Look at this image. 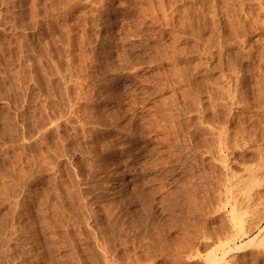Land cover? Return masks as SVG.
<instances>
[{
    "label": "rangeland",
    "instance_id": "1",
    "mask_svg": "<svg viewBox=\"0 0 264 264\" xmlns=\"http://www.w3.org/2000/svg\"><path fill=\"white\" fill-rule=\"evenodd\" d=\"M0 1V264H264V0Z\"/></svg>",
    "mask_w": 264,
    "mask_h": 264
},
{
    "label": "bare ground",
    "instance_id": "2",
    "mask_svg": "<svg viewBox=\"0 0 264 264\" xmlns=\"http://www.w3.org/2000/svg\"><path fill=\"white\" fill-rule=\"evenodd\" d=\"M36 1V0H35ZM79 1V0H78ZM81 2H82V0H80ZM107 1V0H106ZM162 1V0H161ZM182 1V0H181ZM2 2H3V0H2ZM15 2V1H14ZM37 2H39V1H37ZM85 2V1H84ZM92 2V1H91ZM156 2V1H155ZM197 2V1H196ZM236 2V1H235ZM0 3H1V1H0ZM33 3V2H32ZM147 3V2H146ZM160 3V2H159ZM174 3V2H173ZM214 3V2H213ZM212 3V4H213ZM239 3V2H238ZM245 3V2H244ZM45 4V3H44ZM93 4H95V3H93ZM92 4V5H93ZM103 4V3H102ZM101 4V5H102ZM163 4V3H162ZM4 5V4H3ZM111 5V4H110ZM122 5V4H121ZM251 5V4H250ZM35 6V5H34ZM45 6V5H44ZM107 6V5H106ZM215 6V5H214ZM213 6V7H214ZM229 6V5H228ZM6 7V6H5ZM8 7V6H7ZM38 7V6H37ZM41 7V6H40ZM75 7V6H74ZM89 7H90V5H89ZM108 7V6H107ZM217 7V6H216ZM46 8V7H45ZM72 8V7H71ZM70 8V9H71ZM122 8V7H121ZM231 8V7H230ZM251 8V7H250ZM261 8V7H260ZM51 9V8H50ZM144 9V8H143ZM166 9H168V8H166ZM213 9V8H212ZM227 9V8H226ZM225 9V10H226ZM264 9V8H263ZM29 10V9H28ZM33 10V9H32ZM41 10V9H40ZM55 10H56V8H55ZM75 10V9H74ZM145 10V9H144ZM156 10V9H155ZM224 10V9H223ZM260 10V9H259ZM262 10V9H261ZM10 11V10H9ZM98 11V10H97ZM150 11V10H149ZM251 11V10H250ZM264 11V10H263ZM46 12H47V10H46ZM54 12V11H53ZM90 12V11H89ZM151 12V11H150ZM200 12H202V11H200ZM214 12V11H213ZM246 12V11H245ZM179 13V12H178ZM187 13V12H186ZM232 13V12H231ZM263 13V12H262ZM2 14V13H1ZM20 14H21V12H20ZM38 14V13H37ZM58 14V13H57ZM80 14V13H79ZM157 14V13H156ZM155 14V15H156ZM161 14V13H160ZM177 14V13H176ZM213 14V13H212ZM211 14V15H212ZM17 15V14H16ZM34 15V14H33ZM61 15V14H60ZM93 15V14H92ZM107 15V14H106ZM205 15V14H204ZM203 15V16H204ZM210 15V14H209ZM18 16V15H17ZM58 16V15H57ZM191 16V15H190ZM201 16V15H200ZM199 16V17H200ZM249 16V15H248ZM4 17V16H3ZM21 17V16H20ZM25 17H26V15H25ZM33 17V16H32ZM41 17V16H40ZM61 17V16H60ZM86 17V16H85ZM135 17V16H134ZM189 17V16H188ZM192 17V16H191ZM205 17V16H204ZM213 17V16H212ZM39 18V17H38ZM170 18V17H169ZM228 18V17H227ZM246 18H247V16H246ZM34 19V18H33ZM66 19V18H65ZM80 19V18H79ZM176 19V18H175ZM183 19V18H182ZM208 19V18H207ZM214 19H216L215 17H214ZM213 19V20H214ZM231 19V18H230ZM1 20V19H0ZM170 20V19H169ZM227 20V19H226ZM31 21V20H30ZM37 21V20H36ZM49 21V20H48ZM107 21V20H106ZM173 21V20H172ZM171 21V22H172ZM179 21H180V19H179ZM198 21V20H197ZM204 21V20H203ZM218 21V20H217ZM249 21V20H248ZM247 21V22H248ZM256 21H258V20H256ZM7 22V21H6ZM32 22V21H31ZM35 22V21H34ZM108 22V21H107ZM177 22V21H176ZM196 22V21H195ZM202 22V21H201ZM211 22V21H210ZM229 22V21H228ZM231 22V21H230ZM245 22H246V20H245ZM30 23V22H29ZM179 23V22H178ZM190 23V22H189ZM192 23V22H191ZM34 24V23H33ZM77 24V23H76ZM83 24V23H82ZM174 24V23H173ZM203 24V23H202ZM214 24V23H213ZM6 25V24H5ZM56 25V24H55ZM54 25V26H55ZM94 25V24H93ZM99 25V24H98ZM123 25V24H122ZM172 25V24H171ZM218 25V24H217ZM240 25V24H239ZM53 26V25H52ZM86 26V25H85ZM90 26V25H89ZM88 26V27H89ZM132 26V25H131ZM182 26V25H181ZM189 26V25H188ZM225 26V25H224ZM253 26V25H252ZM76 27V26H75ZM96 27V26H95ZM171 27V26H170ZM191 27H193V26H191ZM209 27V26H208ZM221 27V26H220ZM27 28V27H26ZM29 28V27H28ZM129 28V27H128ZM184 28V27H183ZM42 29V28H41ZM120 29V28H119ZM205 29V28H204ZM228 29V28H227ZM59 30V29H58ZM91 30V29H90ZM169 30V29H168ZM185 30V29H184ZM210 30H211V28H210ZM54 31H56V30H54ZM67 31V30H66ZM65 31V32H66ZM205 31V30H204ZM237 31V30H236ZM44 32V31H43ZM93 32H94V30H93ZM131 32V31H130ZM238 32V31H237ZM57 33V32H56ZM62 33V32H61ZM94 33H96V32H94ZM172 33H173V31H172ZM194 33V32H193ZM196 33V32H195ZM43 34V33H42ZM91 34V33H90ZM239 34V33H238ZM243 34V33H242ZM55 35V34H54ZM68 35V34H67ZM85 35V34H84ZM175 35V34H174ZM236 35V34H235ZM45 36V35H44ZM43 36V37H44ZM89 36V35H88ZM173 36V35H172ZM243 36V35H242ZM49 37V36H48ZM57 37V36H56ZM73 37V36H72ZM75 37V36H74ZM77 37V36H76ZM58 38V37H57ZM60 38V37H59ZM78 38V37H77ZM209 38V37H208ZM69 39V38H68ZM100 39H101V37H100ZM211 39H213V38H211ZM210 39V40H211ZM21 40V39H20ZM24 40V39H23ZM34 40V39H33ZM234 40V39H233ZM1 42V41H0ZM29 42V41H28ZM53 42V41H52ZM63 42H65V41H63ZM101 42V41H100ZM111 42V41H110ZM24 43V42H23ZM45 43V42H44ZM204 43H205V41H204ZM233 43V42H232ZM19 44V43H18ZM29 44V43H28ZM62 44V43H61ZM68 44V43H67ZM74 44V43H73ZM92 44H94V43H92ZM198 44V43H197ZM21 45V44H20ZM27 45V44H26ZM47 45V44H46ZM56 45V44H55ZM58 45V44H57ZM64 45V44H63ZM229 45V44H228ZM42 46V45H41ZM62 46V45H61ZM118 46V45H117ZM209 46V45H208ZM15 47V46H14ZM26 47V46H25ZM63 47V46H62ZM89 47V46H88ZM218 47H219V45H218ZM222 47V46H221ZM23 48V47H22ZM28 48V47H27ZM60 48V47H59ZM72 48H74V47H72ZM86 48V47H85ZM103 48V47H102ZM217 48V47H216ZM42 49V48H41ZM40 49V50H41ZM51 49V48H50ZM178 49V48H177ZM212 49V48H211ZM219 48H217V50H218ZM30 50V49H29ZM35 50V49H34ZM176 50V49H175ZM31 51H32V49H31ZM67 51H69V50H67ZM108 51V50H107ZM161 51V50H160ZM26 52H27V50H26ZM37 52V51H36ZM33 53V52H32ZM49 53V52H48ZM70 53V52H69ZM178 53V52H177ZM51 54H53V53H51ZM183 54V53H182ZM14 55V54H13ZM24 55V54H23ZM46 55V54H45ZM48 55V54H47ZM69 55V54H68ZM204 55V54H203ZM17 56V55H16ZM60 56V55H59ZM49 57V56H48ZM179 57V56H178ZM23 58V57H22ZM52 58V57H51ZM105 58V57H104ZM171 58V57H170ZM62 59V58H61ZM164 59H165V57H164ZM8 60V59H7ZM10 60V59H9ZM17 60V59H16ZM40 60V59H39ZM51 60V59H50ZM60 60V59H59ZM6 61V60H5ZM58 61V60H57ZM20 62V61H19ZM24 62V61H23ZM10 63V62H9ZM121 63V62H120ZM124 63V62H123ZM201 63V62H200ZM171 64V63H170ZM197 64V63H196ZM8 65V64H7ZM32 66V65H31ZM183 66V65H182ZM59 67V66H58ZM182 68V67H181ZM30 69V68H29ZM180 69V68H179ZM183 69V68H182ZM58 70V69H57ZM172 70V69H171ZM185 70V69H184ZM54 71V70H53ZM174 71V70H173ZM183 71V70H182ZM10 72V71H9ZM178 72V71H177ZM180 72V71H179ZM22 73V72H21ZM54 73V72H53ZM182 73V72H181ZM167 74V73H166ZM168 74H170V73H168ZM262 75H263V73H261ZM53 75V74H52ZM64 76V75H63ZM6 77V76H5ZM5 79V78H4ZM12 79V78H11ZM261 79V78H260ZM264 79V78H263ZM6 80V79H5ZM13 80V79H12ZM31 80H32V78H31ZM14 85V84H13ZM20 85V84H19ZM233 85V84H232ZM15 86V85H14ZM222 86V85H221ZM229 86V85H228ZM227 86V87H228ZM12 87V86H11ZM22 87V86H21ZM82 88V87H81ZM214 88V87H213ZM23 89H24V87H23ZM226 89V88H225ZM225 89H223V90H225ZM229 89V88H228ZM212 90V89H211ZM210 90V92H212ZM15 91V90H14ZM227 91V90H226ZM230 91V90H229ZM83 92V91H82ZM199 92V91H198ZM233 92V91H232ZM229 93V92H228ZM227 93V94H228ZM203 94V93H202ZM232 94V93H231ZM70 95V94H69ZM206 95H208V94H206ZM217 95V94H216ZM215 95V96H216ZM230 95V94H229ZM54 97V96H53ZM27 98V97H26ZM222 99V98H221ZM54 100V99H53ZM70 100V99H69ZM67 103H68V101H67ZM229 103V102H228ZM248 103H249V101H248ZM247 103V104H248ZM255 103H256V101H255ZM213 106V105H212ZM227 106V105H226ZM257 106V105H256ZM255 106V107H256ZM223 107V106H222ZM230 107V106H229ZM254 107V108H255ZM2 108V107H1ZM7 108V107H6ZM224 108V107H223ZM257 108V107H256ZM258 108H260V107H258ZM46 109V108H45ZM212 109H214V108H212ZM228 109H230V108H228ZM252 109V108H251ZM53 110V109H52ZM59 114V113H58ZM229 114V113H228ZM65 115V114H64ZM225 115V114H224ZM61 116V115H60ZM217 116V115H216ZM222 116V115H221ZM228 116V115H227ZM226 116V117H227ZM27 117V116H26ZM215 117V116H214ZM255 118V117H254ZM20 119V118H19ZM214 119V118H213ZM260 119V118H259ZM38 120V119H37ZM61 120V119H60ZM225 120V119H224ZM232 120V119H231ZM254 121V120H253ZM22 123V122H21ZM216 123V122H215ZM264 123V122H263ZM57 125V124H56ZM55 125V126H56ZM82 125V124H81ZM255 125V124H254ZM260 125V124H259ZM84 126V125H83ZM156 126V125H155ZM182 126H183V124H182ZM222 126V125H221ZM229 126V125H228ZM261 126V125H260ZM256 127V126H255ZM262 127V126H261ZM264 127V126H263ZM180 128V127H179ZM190 128V127H189ZM220 128H222V127H220ZM250 128V127H249ZM260 128V127H259ZM183 129V128H182ZM219 129V128H218ZM39 130V129H38ZM204 130V129H203ZM223 130V129H222ZM256 130V129H255ZM260 130V129H259ZM264 130V129H263ZM29 131V130H28ZM37 131V130H36ZM45 131V130H44ZM149 131V130H148ZM167 131V130H166ZM170 131V130H169ZM211 131H212V129H211ZM243 131V130H242ZM246 131V130H245ZM253 131V130H252ZM251 131V132H252ZM161 132H162V130H161ZM215 132V131H214ZM213 132V133H214ZM257 132V131H256ZM263 132V131H262ZM25 133V132H24ZM157 133V132H156ZM188 133V132H187ZM226 133H227V131H226ZM248 133V132H247ZM261 133V132H260ZM195 134V133H194ZM218 134H219V132H218ZM166 135H168V134H166ZM242 135V134H241ZM251 135V134H250ZM254 135V134H253ZM214 136V135H213ZM227 136V135H226ZM248 136V135H247ZM262 136V135H261ZM264 136V135H263ZM192 137V136H191ZM215 137V136H214ZM167 138V137H166ZM229 138V137H228ZM248 138V137H247ZM252 138V137H251ZM262 138V137H261ZM31 139V138H30ZM169 139V138H168ZM226 139V138H225ZM256 139V138H255ZM264 139V138H263ZM36 140V139H35ZM147 140V139H146ZM218 140V139H217ZM216 140V141H217ZM228 140H230V139H228ZM231 140H232V138H231ZM205 141H206V139H205ZM210 142H212V140H209ZM215 141V142H216ZM236 141V140H235ZM240 141V140H239ZM252 141V140H251ZM264 141V140H263ZM233 142V141H232ZM238 142V141H237ZM249 142H250V140H249ZM248 142V143H249ZM259 142V141H258ZM27 143V142H26ZM252 143V142H251ZM250 143V144H251ZM260 143V142H259ZM36 144V143H35ZM225 144V143H224ZM232 144V143H231ZM32 145V144H31ZM41 145V144H40ZM263 145H264V143H263ZM228 146H230V145H228ZM234 146H237V145H234ZM239 146V145H238ZM246 146V145H245ZM260 146V145H259ZM259 146H257V147H259ZM46 147V146H45ZM201 147V146H200ZM223 147V146H222ZM231 147V146H230ZM243 147V146H242ZM213 148V147H212ZM252 148V147H251ZM24 149V148H23ZM31 149V148H30ZM219 149V148H218ZM239 149V148H238ZM259 149V148H258ZM46 150V149H45ZM207 150V149H206ZM213 150V149H212ZM229 150V149H228ZM30 151V150H29ZM54 151V150H53ZM211 151V150H210ZM232 151V150H231ZM264 151V150H263ZM262 151V152H263ZM3 152V151H2ZM22 152V151H21ZM20 151H19V153H21ZM27 152V151H26ZM56 152V151H55ZM261 152V153H262ZM18 153V154H19ZM158 153V152H157ZM221 153V152H220ZM43 154V153H42ZM45 154H46V152H45ZM51 154V153H50ZM56 155V154H55ZM58 155V154H57ZM33 156V155H32ZM63 156V155H62ZM169 156V155H168ZM204 156V155H203ZM215 156V155H214ZM57 157H59V156H57ZM202 157V156H201ZM230 157V156H229ZM159 158V157H158ZM219 158H221V157H219ZM12 159V158H11ZM38 159V158H37ZM60 159V158H59ZM43 160V159H42ZM222 160V159H221ZM31 161V160H30ZM50 161V160H49ZM203 161V160H202ZM210 161H211V159H210ZM220 161V160H219ZM22 162V161H21ZM32 162V161H31ZM209 162V161H208ZM263 162V161H262ZM42 164V163H41ZM259 164H261L260 162H259ZM259 164H258V167L261 169V167L263 166L262 164H261V166H259ZM264 164V163H263ZM36 165H38V164H36ZM183 165V164H182ZM198 165V164H197ZM179 166V165H178ZM46 167H48V166H46ZM198 167V166H197ZM264 168V167H263ZM67 169V168H66ZM204 169V168H203ZM63 170V169H62ZM38 171V170H37ZM49 171V170H48ZM44 172V171H43ZM261 172V171H260ZM263 172V171H262ZM51 174V173H50ZM118 174V173H117ZM236 174V173H235ZM256 174V173H255ZM260 174V173H259ZM61 175V174H60ZM233 175V174H232ZM68 176V175H67ZM249 176V175H248ZM262 176V175H261ZM201 178V177H200ZM250 178V177H249ZM263 178V177H262ZM65 179V178H64ZM70 179V178H69ZM238 179V178H237ZM264 179V178H263ZM17 180V179H16ZM58 180V179H57ZM205 180V179H204ZM208 180V179H207ZM219 180H221V178L219 179ZM235 180V179H234ZM255 180V179H254ZM257 180V179H256ZM261 180V179H260ZM75 181V180H74ZM78 181V180H77ZM229 181V180H228ZM239 181H241V180H239ZM259 181V180H258ZM57 182V181H56ZM123 182V181H122ZM208 182V181H207ZM246 182H247V180H246ZM251 182V181H250ZM256 182V181H255ZM19 183V182H18ZM66 183H68V182H66ZM125 183V182H124ZM232 183V182H231ZM69 184V183H68ZM73 184V183H72ZM78 184V183H77ZM209 184V183H208ZM236 184V183H235ZM252 185H254V184H252ZM261 185V184H260ZM67 186V185H66ZM243 186H245V185H243ZM122 187V186H121ZM210 187V186H209ZM246 187V186H245ZM250 187H251V185H250ZM254 186H252V188H253ZM76 188V187H75ZM208 188V187H207ZM212 188V187H211ZM217 188V187H216ZM219 188V187H218ZM222 188V187H221ZM241 188V187H240ZM261 188H262V185H261ZM9 189V188H8ZM12 189V188H11ZM14 189V188H13ZM12 189V190H13ZM227 189V188H226ZM225 189V190H226ZM243 189V188H242ZM251 189V188H250ZM116 190V189H115ZM175 190V189H174ZM221 190V189H220ZM216 191H218V190H216ZM244 191V190H243ZM250 191V190H249ZM124 192V191H123ZM225 192V191H224ZM247 192H248V190H247ZM257 192V191H256ZM57 193V192H56ZM75 193V192H74ZM176 193V192H175ZM219 193V192H218ZM226 193V192H225ZM241 193V192H240ZM250 193V192H249ZM255 193V192H254ZM261 193V192H260ZM9 194V193H8ZM52 194V193H51ZM77 194V193H76ZM121 194V193H120ZM229 194V193H228ZM235 194H236V191H235ZM237 194H239V193H237ZM27 195V194H26ZM191 195V194H190ZM221 195H223V193L221 194ZM241 195H244V194H241ZM250 195V194H249ZM255 195V194H254ZM263 195V194H262ZM24 196V195H23ZM60 196V195H59ZM82 196V195H81ZM219 196V195H218ZM224 196V195H223ZM226 196V195H225ZM236 196V195H235ZM239 196V195H238ZM33 197V196H32ZM189 197V196H188ZM248 197V196H247ZM259 197V196H258ZM261 197V196H260ZM62 198V197H61ZM76 198V197H75ZM126 198V197H125ZM249 198V197H248ZM254 198V197H253ZM40 199V198H39ZM259 199V198H258ZM258 199H257V201H258ZM262 199V198H261ZM58 200V199H57ZM62 200V199H61ZM244 200V199H243ZM77 201V200H76ZM83 201H86V200H83ZM253 201V200H252ZM45 202V201H44ZM58 202V201H57ZM60 202V201H59ZM58 202V203H59ZM62 202V201H61ZM244 202V201H243ZM247 202V201H246ZM256 202V201H255ZM264 201H262V203H263ZM172 203V202H171ZM260 203V202H259ZM63 204V203H62ZM81 204V203H80ZM85 204V203H84ZM191 204V203H190ZM237 204V203H236ZM241 204H242V202H241ZM257 204H258V202H257ZM238 205V204H237ZM46 206V205H45ZM252 206V205H251ZM263 206H264V204H263ZM4 207V206H3ZM83 207H85V205L83 206ZM234 207V206H233ZM239 207V206H238ZM243 207H244V205H243ZM245 207H247V206H245ZM244 207V208H245ZM259 207V206H258ZM45 208V207H44ZM82 208V207H81ZM185 208V207H184ZM186 208H188V206L186 207ZM261 208V207H260ZM22 209V208H21ZM78 209H79V207H78ZM237 208H235V210H236ZM254 209V208H253ZM263 210H264V208H262ZM235 210H233L234 212H235ZM249 210V209H248ZM86 211V210H85ZM237 212H238V210H237ZM244 212V211H243ZM260 212H262V213H264L262 210L260 211ZM259 212V214H262V213H260ZM18 213V212H17ZM28 213V212H27ZM88 213V212H87ZM176 213V212H175ZM252 213V212H251ZM254 213H255V211H254ZM256 214V213H255ZM41 215V214H40ZM89 215V214H88ZM91 215H93L92 213H91ZM180 215V214H179ZM240 215V214H239ZM247 215V214H246ZM250 215H252V214H250ZM257 215V214H256ZM256 215H254V217H256ZM263 215V214H262ZM29 216V215H28ZM52 216V215H51ZM244 216V215H243ZM91 217V216H90ZM182 217H183V215H182ZM249 217V216H248ZM259 217H261V216H259ZM181 218V217H180ZM245 218V217H244ZM243 218V219H244ZM54 219V218H53ZM243 219H241V220H243ZM260 219V218H259ZM262 219V218H261ZM239 220V219H238ZM246 220V219H245ZM45 221V220H44ZM240 221V220H239ZM238 221V222H239ZM248 221V220H247ZM258 221V220H257ZM256 221V222H257ZM260 221V220H259ZM241 222V221H240ZM239 222V223H240ZM244 222V221H243ZM242 222V223H243ZM249 222V221H248ZM47 223V222H46ZM155 223V222H154ZM253 223V222H252ZM251 223V224H252ZM31 224H32V222H31ZM30 224V225H31ZM176 224V223H175ZM244 224H245V222H244ZM255 224V223H254ZM8 225V224H7ZM33 225V224H32ZM51 225V224H50ZM95 226V225H94ZM98 226V225H97ZM172 226V225H171ZM247 226H248V224H247ZM250 226V225H249ZM254 226H256V224L254 225ZM258 226V225H257ZM24 227V226H23ZM51 227V226H50ZM99 227V226H98ZM251 227H252V225H251ZM2 228V227H1ZM4 228H5V226H4ZM161 228V227H160ZM242 228V227H241ZM253 228V227H252ZM65 229V228H64ZM104 229V228H103ZM163 229V228H162ZM168 228H166V230H167ZM247 229V228H246ZM3 230V229H2ZM47 230V229H46ZM93 230V229H92ZM95 230V229H94ZM100 230V229H99ZM146 230V229H145ZM164 230V229H163ZM245 230V229H244ZM249 230V229H248ZM5 231V230H4ZM80 231V230H79ZM98 231V230H97ZM246 231V230H245ZM253 230L251 229V232H252ZM95 232H96V230H95ZM151 232V231H150ZM242 232H244L243 230H242ZM250 232V231H249ZM27 233V232H26ZM48 233V232H47ZM79 233H81V232H79ZM99 233V232H98ZM148 233V232H147ZM94 235V234H93ZM99 235V234H98ZM104 235V234H103ZM30 236V235H29ZM82 236V235H81ZM84 236V235H83ZM91 236V235H90ZM96 236V235H95ZM101 236V235H100ZM105 236V235H104ZM246 236V235H245ZM37 237H38V235H37ZM36 238V237H35ZM87 238V237H86ZM107 238V237H106ZM263 238V237H262ZM21 239V238H20ZM23 239V238H22ZM91 239V238H90ZM99 239V238H98ZM158 239V238H157ZM166 239V238H165ZM168 239V238H167ZM256 239V238H255ZM49 240V239H48ZM21 241V240H20ZM27 241V240H26ZM35 241V240H34ZM168 241V240H167ZM235 241V240H234ZM233 241V242H234ZM251 241H253V239L252 240H250V242ZM259 241V240H258ZM81 242V241H80ZM88 242V241H87ZM147 242V241H146ZM243 242V241H242ZM51 243V242H50ZM90 243V242H89ZM236 243V242H235ZM244 243H247V241L246 242H244ZM3 244V243H2ZM147 244V243H146ZM164 244V243H163ZM238 244V243H237ZM243 244V243H242ZM250 244V243H249ZM17 245V244H16ZM19 245V244H18ZM98 245V244H97ZM241 245V244H240ZM246 245V244H245ZM256 245V244H255ZM3 246V245H2ZM93 246V245H92ZM94 246H96V245H94ZM102 246V245H101ZM224 246H225V244H224ZM234 246V245H233ZM17 247V246H16ZM28 247H29V245H28ZM38 247V246H37ZM40 247V246H39ZM98 247H100V246H98ZM146 247V246H145ZM223 247V246H222ZM235 247H236V245H235ZM240 247V246H239ZM165 248H166V246H165ZM238 248V247H237ZM244 248V247H243ZM243 248H242V250H243ZM153 249V248H152ZM179 249V248H178ZM166 250V249H165ZM228 250V249H227ZM230 250V249H229ZM1 251V250H0ZM29 251V250H28ZM147 251V250H146ZM149 251V250H148ZM233 251H236V250H233ZM258 251V250H257ZM3 252V251H2ZM170 252V251H169ZM175 252V251H174ZM222 252V251H221ZM230 252H231V250H230ZM262 252V251H261ZM257 253V252H256ZM260 253V252H259ZM107 254V253H106ZM223 254V253H222ZM226 254H227V251H226ZM105 255V254H104ZM90 256V255H89ZM173 256V255H172ZM95 257V256H94ZM211 257V256H210ZM220 258V257H219ZM223 258V257H222ZM207 259H209V258H207ZM256 259V258H255ZM212 260V259H211ZM223 260V259H222ZM129 261V260H128ZM82 262V261H81ZM80 262V263H81ZM107 262V261H106ZM123 262V261H122ZM130 262V261H129ZM37 263V262H36ZM78 263V262H77ZM227 263V262H226ZM38 264V263H37ZM117 264V263H116ZM222 264V263H221Z\"/></svg>",
    "mask_w": 264,
    "mask_h": 264
}]
</instances>
